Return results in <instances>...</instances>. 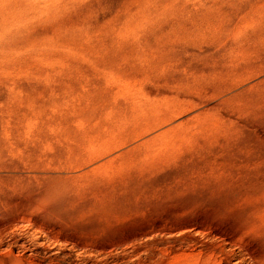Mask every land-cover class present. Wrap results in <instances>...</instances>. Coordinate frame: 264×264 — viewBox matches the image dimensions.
I'll return each instance as SVG.
<instances>
[{"label": "rangeland", "instance_id": "1", "mask_svg": "<svg viewBox=\"0 0 264 264\" xmlns=\"http://www.w3.org/2000/svg\"><path fill=\"white\" fill-rule=\"evenodd\" d=\"M0 264H264V0H0Z\"/></svg>", "mask_w": 264, "mask_h": 264}]
</instances>
